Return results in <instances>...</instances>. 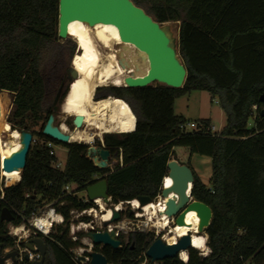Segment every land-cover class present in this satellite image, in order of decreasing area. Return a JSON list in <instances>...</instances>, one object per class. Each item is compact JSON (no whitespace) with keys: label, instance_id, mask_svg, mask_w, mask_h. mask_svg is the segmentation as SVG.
Here are the masks:
<instances>
[{"label":"trees","instance_id":"obj_1","mask_svg":"<svg viewBox=\"0 0 264 264\" xmlns=\"http://www.w3.org/2000/svg\"><path fill=\"white\" fill-rule=\"evenodd\" d=\"M132 1L160 24L179 22L178 52L187 75L182 88L159 84L96 90L95 100L121 98L136 117L135 131L104 136L112 158H123V166L111 170L94 165L87 157L88 145L61 143L44 135L43 126L31 130L26 125L28 118L37 121L43 115L45 124L75 53L74 43H61L58 37L59 0H0V91L13 95L11 118L6 122L11 130L33 134L21 179L6 182L1 207L10 209L14 225L47 206L54 207L64 224L48 237L39 236L47 245L44 264H76L69 250L80 242L70 236L71 211L95 206L77 193L106 179L113 205L140 196L155 200L175 148L184 147L190 156H207L212 162L209 185L186 163L194 174L192 196L207 203L213 214L206 228L212 251L202 257L190 248L188 264H264V103L260 100L264 94V0ZM64 51L69 53L68 62ZM49 52L53 56L46 62ZM197 90L208 92L221 106L225 124L220 132L211 130L209 119L200 120L192 131L182 128L187 121L175 114V101ZM48 142L67 148L63 169L54 167L57 158L50 154ZM68 184L76 185L73 195L63 191ZM89 219L80 216L75 221ZM8 225L0 220V253L15 244L6 234ZM126 236L127 247H106L104 255L115 264H141L154 234L129 233L120 238ZM150 263L148 258L146 264ZM160 264L183 262L177 256Z\"/></svg>","mask_w":264,"mask_h":264},{"label":"water","instance_id":"obj_2","mask_svg":"<svg viewBox=\"0 0 264 264\" xmlns=\"http://www.w3.org/2000/svg\"><path fill=\"white\" fill-rule=\"evenodd\" d=\"M72 21H80L86 25L109 24L118 29V34L123 44L122 48L126 52H117V61L124 70V87L141 88L152 86L154 83L171 88H182L186 79L187 70L178 52L179 34L176 37L170 22L160 24L155 21L142 7L137 6L132 0H59L58 37L67 39L69 35V24ZM131 49H133L131 51ZM130 55V56H129ZM74 58V57H73ZM73 58L71 63H73ZM71 78L69 84L74 82L79 76L78 71L70 66ZM66 92L65 99L70 91ZM61 86L53 100V112L48 116L43 125L44 135L61 143H71L70 134L61 130L56 124V112L60 110L59 99L62 92ZM260 100L264 103V94ZM264 114V108L262 110ZM83 116L76 115L73 118L75 128L83 125ZM136 128V126H135ZM20 148L10 156L1 159L0 167L4 172L22 171L26 166L27 156L33 142L31 131L21 130ZM118 133V132H117ZM94 162L99 168H107L113 158L109 150L102 145L90 146L88 148ZM168 176L172 180L171 187L161 188L160 197L166 198V208L163 213L168 216L171 225L192 227L187 224L186 216L189 212H195L198 217V224L194 233L207 235L206 228L212 219L211 207L192 196L194 174L192 169L184 163L171 159L167 163ZM87 197L90 201L101 199L105 203L111 202L107 193V180L100 179L91 184L86 189ZM172 195V196H171ZM171 197V198H170ZM140 207L154 202L150 197L140 196L136 198ZM116 206V205H114ZM140 208V209H141ZM120 210L112 209V218L109 222H116L120 218ZM14 215L7 207H1L0 220L12 222ZM193 232H189L177 238L175 245H169L164 238H156L147 248L146 257L152 262L163 261L168 258H175L181 250L187 252L191 246ZM87 236L95 244H105L113 248H118L121 241L116 237L115 230L87 232ZM208 237V235H207ZM36 249L41 253V259L32 264H44L47 254V245L40 237L33 238L27 243V248L31 251ZM80 259L82 256L73 252ZM17 252L13 251L4 256L0 255V264H6L7 259L15 261ZM90 264H109L104 255L98 252L91 254Z\"/></svg>","mask_w":264,"mask_h":264},{"label":"bare ground","instance_id":"obj_3","mask_svg":"<svg viewBox=\"0 0 264 264\" xmlns=\"http://www.w3.org/2000/svg\"><path fill=\"white\" fill-rule=\"evenodd\" d=\"M75 24H83L87 31H88V39L91 41V45L89 46L86 54V48L81 47L79 44V37L78 36H73L71 34L72 26ZM113 26L109 24H96L95 26H90L86 25L80 21H72L69 24V35L76 41L78 45L79 51L75 54L73 58V67L78 71L79 76L72 82L70 85L75 83L77 80H84L85 84L87 85V95L82 96V98L78 101H76V104L74 107L78 105V110L68 114L70 116H76L80 115L79 112L83 111L86 113V115H83V125H87V127H90V129H94L96 132H89V131H83V130H75L70 132L68 128L63 125L64 127L67 128V131H64L63 128L61 127V130L67 134H70V137L75 135V136H92L93 139L96 136L101 137L104 133H125V132H120L119 128L122 127L127 121L129 120V115L128 112H125L124 107L125 105L127 108L130 110L131 115L135 117L134 113L132 112L130 106L128 103L121 99V98H116L113 96L95 100L94 95L96 90L99 87L105 86L109 83L113 84L114 86H117L113 83L114 80L119 79L122 81V83L118 86H124V78L126 76V73L124 70L119 66L118 61L116 59V55L113 52L108 53L107 59L104 60V56L100 51L99 46H102L105 49H112L113 43L114 44H120L121 40L117 41L114 37L111 36V33H103V39L97 34V26ZM79 31V29H77ZM105 40H107V44H105ZM111 51V50H110ZM96 55L97 59L95 63L93 64L90 57L92 55ZM80 57V63L85 66V70L81 72L76 66H75V61L76 58ZM89 69L92 72V76H88V71ZM110 71L112 73L111 76H103L102 73H106ZM100 79H106V84L105 85H100L99 80ZM93 85H96L95 88H93ZM72 89L70 86V91L69 94L67 95L65 99L64 106H66V101L67 98L71 95ZM63 106V107H64ZM64 112V111H63ZM65 113V112H64ZM82 116V115H81ZM8 124V123H7ZM135 126H136V117H135ZM106 129H114L113 131H106ZM86 130V129H85ZM129 133V132H127ZM7 134L9 136V141H5L3 135ZM71 141H81L85 142L84 140H72ZM20 144V133L18 130H11L9 124H3L0 122V154L2 158H5L7 156H10L13 152V149L16 148V145ZM1 158V159H2ZM14 172H21V171H12V172H4L2 170V176L5 178V181L7 180L4 174L6 175H11ZM168 179H171L170 177H166ZM165 178V179H166ZM165 182V180H164ZM172 196V195H171ZM100 201V199H98ZM166 198L160 197L158 200L151 202L142 208L139 205V202L135 199V201L138 202V207H134L135 209L141 208V211L143 214L142 216L147 215L148 220L149 217H151L150 221H152L154 224L159 221L160 223H163L164 220H167L168 223L166 224L165 227L162 229L166 228L167 233L164 235V238L167 236L171 238L172 236H175L176 239L178 237H181L177 235L176 230L177 229H182L185 231V233L189 232H195L197 224H198V217L196 216L195 212H189L186 216V222L187 224L192 225V227H189L188 225L186 226H174L171 225V221L168 216L164 215L163 213H160V209L165 207V202ZM103 210L102 212H105L104 215L107 214L108 211H111V209H105L106 207H102ZM112 212V211H111ZM164 212V211H163ZM103 215V216H104ZM111 220V219H110ZM109 221V220H108ZM199 236L197 233H194L193 236ZM192 236V237H193ZM204 236V235H200ZM207 246V245H206ZM196 249V248H195Z\"/></svg>","mask_w":264,"mask_h":264},{"label":"rangeland","instance_id":"obj_4","mask_svg":"<svg viewBox=\"0 0 264 264\" xmlns=\"http://www.w3.org/2000/svg\"><path fill=\"white\" fill-rule=\"evenodd\" d=\"M170 24L172 26V29H173L176 37H178L179 22H170ZM60 42L61 43L69 42L68 44H70V43L75 44V46H76L75 53L73 54L72 58L79 51L76 41L71 36L67 39H60ZM122 46H123V44H121V43L120 44H114L113 43L112 49H110L111 51L109 49L103 48L102 46H99V48H100L101 53L104 56V60H106L107 55L110 52H113L116 55V58H117V52H120V53L122 52L125 57H128V56H126V52L122 48ZM132 50L133 49H131V51ZM52 54H53L52 52H49V54L46 55L48 58V59H46V62L50 60V58L53 56ZM63 59L67 62L69 61L68 51L63 52ZM71 65H72V63L70 60L68 67H67V70L70 69ZM69 85L70 84L67 85L68 89H69ZM157 85H159V84L158 83L153 84V86H157ZM102 87H118V86H114L113 84L109 83V84L102 86ZM95 94H96V92H95ZM94 98H95V95H94ZM64 103H65V98H63L61 100V102H59L60 110L58 112H56V124L57 125H59L60 127L62 125H65L70 132L75 131V130L96 132L94 129H90V127H87V125L81 126L80 128H75L74 124L72 123V120L74 117L63 112ZM12 109H13V95H12V93H10L8 91H0V122L1 121H3V122L7 121L8 122L10 120L11 114H12ZM174 112L176 115L185 117L187 123L195 122L196 124H198V122L202 119H209L211 121V126L215 127L216 132H220L223 125L225 124V115L223 113L221 106L218 103H216L215 99L212 100L210 94L206 91H198L197 90V91H193L189 94H186L182 97L177 98L175 101ZM44 118H45V115H43L42 118L38 119L37 121H34V119H32V118H28L26 120V125L31 130H40L42 128V126L44 125ZM3 122H1V123H3ZM7 122H6V124H7ZM252 125H253V120L251 119L249 122V126H252ZM193 129H195V128H190L188 126L186 128L187 131H192ZM105 134L106 133H104L101 137H99V136L94 137L91 145L88 144L87 142H81V141H72V142L86 144V145H88V148L90 146H98V145H101L102 143H104ZM3 137H4L5 141H9V139H10L7 134H4ZM97 141L99 142V144L97 143ZM55 148L57 150V153L60 156V159L63 162H66L67 155H68L67 148L64 145H57ZM175 149H176V152H174V158H172V159H176L179 161H185L187 158L186 148L177 147ZM193 156H194V158L202 157L201 155H198V154H194ZM1 158L2 157L0 154V163H1ZM180 163H182V162H180ZM207 165H208L207 166L208 171L210 172L209 163ZM0 169H1V167H0ZM20 175H21V172H20ZM0 176H2V175L0 174ZM4 176L7 179L6 182L7 181L13 182L14 180H16L14 175L9 176V175L4 174ZM4 182H5V180H4ZM77 195L80 198L88 199L86 191H79L77 193ZM93 202H94L95 206L97 207V213H96V220L97 221H100V218L105 213V212H102L103 208L101 207V205H103V207H106L105 209H113L114 208V205L111 204L110 202L105 203V202H103V200H100V202H101L100 204H97L96 201H93ZM119 205H122L121 209H120V213H122V214L120 215L119 220L116 222H113V224L121 225L123 222H127L131 218L135 219L136 214H143L141 209L140 210L134 209L129 202H121V203H119ZM92 218H94V217L92 216ZM75 220H76V218H75ZM136 221L142 222V221H149V220H148V216L144 215V216L139 217V219H137ZM150 224H154V223L152 222ZM76 232H79V231L76 230ZM166 233L167 232H165V234ZM160 236H161V238L163 237V235H160ZM81 240H84V238H81ZM207 242H208V240H207ZM207 247H209L208 243H207ZM198 254H200L199 250H198ZM144 263L145 262H142V264H144ZM159 263L160 262L157 261L156 263H151V264H159Z\"/></svg>","mask_w":264,"mask_h":264},{"label":"clouds","instance_id":"obj_5","mask_svg":"<svg viewBox=\"0 0 264 264\" xmlns=\"http://www.w3.org/2000/svg\"><path fill=\"white\" fill-rule=\"evenodd\" d=\"M77 29H79V31H77ZM103 33H111V36L114 37L117 41H119L120 37L118 34V29L114 26H97V34L103 39ZM71 34L73 36H78L79 37V44L81 47H85L86 48V54H87V50L89 48V46L91 45V41L88 39V31L86 29V27L83 24H75L72 26V30H71ZM105 44H107V40H105ZM80 57L76 58L75 61V66L81 71L83 72L85 70V66H83L80 63ZM92 63L94 64L97 57L96 55H92L90 57ZM103 76H111L112 73L110 71L106 72V73H102ZM88 76L91 77L92 76V72L89 69L88 71ZM113 83L117 86H119L122 81L119 79H116L113 81ZM99 84L100 85H105L106 84V79H100L99 80ZM96 85H93V88H95ZM71 95L67 98L66 101V106L63 107V111L65 113L71 114L75 111L78 110V105L76 107H74V105L76 104V101L80 100L82 98V96H86L87 95V85L85 84L84 80H77L75 83H73L71 85ZM125 112H128L129 115V120L127 121V123H125L122 127L119 128L120 132H133L135 131V117L131 115L130 110L127 108V106L125 105L124 107ZM80 115H86L85 112L80 111L79 112ZM63 128L64 131H67V128L64 127L63 125L61 126ZM114 129H106V131H113ZM72 140H84L85 142H87L88 144H92L93 141V137L92 136H71ZM20 148V145L17 144L16 148L13 149V151H16ZM12 175L15 176L16 180L19 181L21 179V175L19 172H14ZM172 180L166 178L165 182H164V187L168 188L171 187L172 185ZM171 198V197H170ZM97 204H100L101 202L99 200L96 201ZM134 207H138V202L133 200L130 202ZM122 205H116V209L117 211H119L121 209ZM101 207H103V205H101ZM161 212H163V208L160 209ZM112 217V212L108 211L106 215H104L102 217V219L104 221H108L110 220ZM151 219V217H149V220ZM64 221V217L58 213L55 212V209H49L47 211L46 214L38 216V217H34L30 223L32 224V226L34 228H36L37 230L41 231L44 235H48L49 232L51 231L52 227L54 224H61ZM168 223L167 220H164L163 223H160L159 221H157V223L154 225V227L157 228L158 232L160 229H162L163 227L166 226V224ZM147 227V224L145 225ZM80 227L83 228H87L88 225H80ZM119 227H125V225L121 224L119 225ZM111 230V227H110ZM177 235L179 236H183L185 235V231L182 229H177L176 230ZM10 234L13 236H17L20 239H27L29 234H30V230H27L26 227L24 225H20V226H16L10 229ZM75 238V237H74ZM166 242L169 245H175L177 243V239L175 236H172L171 238L169 237H165ZM207 240L208 237L207 235L204 236H193L192 237V241H191V246L193 248H196L199 250L200 255L202 256H207L211 253L212 249L210 247H207ZM84 243H88L87 240L84 241ZM89 250H91V246L89 247ZM84 249L80 248L78 249V253H83ZM32 257L30 256V259ZM179 259L183 262V264H188L189 260H190V255L186 250H181L179 252Z\"/></svg>","mask_w":264,"mask_h":264},{"label":"built area","instance_id":"obj_6","mask_svg":"<svg viewBox=\"0 0 264 264\" xmlns=\"http://www.w3.org/2000/svg\"><path fill=\"white\" fill-rule=\"evenodd\" d=\"M216 103H218L217 100H216ZM187 126L190 127V128H197V124L195 122L186 123L185 125L182 126V128L186 130ZM211 130L213 132H215V127L212 126L211 127ZM101 145L103 147H105L104 143H102ZM47 146L50 148V154L53 155V156H55L57 158V160H56V162L54 164V167L57 168V169H63L64 166H65V164H66V162H63L60 159V156L57 153V150L55 148L56 145H54L52 142H48L47 143ZM87 157L93 161L94 165H96V163L94 162V158H93V156L90 153H87ZM118 164L120 166H123V158H122V155L119 157V159H114L113 158L112 162L108 165L107 168H110L112 170L113 167L116 166V165H118ZM0 174L2 175V170L1 169H0ZM4 180H5V178L3 176H0V181L1 182L3 181V183H0V201L4 199V190H5L6 187H8L7 184H6V181L4 182ZM163 186H164V184L162 182V187ZM75 189H76V185L75 184H68V185L65 186V188H64L63 191H64L65 194H72L73 195ZM159 198H160V194L156 197V199L154 201L158 200ZM87 200H89V199H87ZM97 200L98 199H95L94 201H97ZM114 208L116 209V206H114ZM165 208H166V205L164 207V210H165ZM49 209H55V208L52 207V206H47V208L45 210L41 211L40 213H37V214L32 215L29 219H24L23 216L20 213H17L19 216H21L23 218V222L20 225H24L27 230H30V234H29V236H28L27 239H20L17 236L11 235L10 234V229L13 228V227H16V226H20V225H14L11 222L9 223V225L7 227L6 234L8 236H11V237L14 238L15 244L12 247L6 248L5 249V252L16 251L17 252V255H16V258H15V261H12L11 259H8L7 260V264H14V263H18V264H32L33 262L38 261V260L41 259V253L36 249V247H35V250L31 251V250H29L27 248V243L31 239L37 238L40 235L45 236V237H48L51 234V232L53 231V229L57 225L64 224V221L61 224H54L53 227H52V229H51V231L49 232L48 235H44L41 231H39L36 228H34L32 226V224L30 223V221L34 217H38V216H41V215L46 214ZM111 211H112V209H111ZM55 212L58 213L56 211V209H55ZM96 213H97V207L96 206H93V207H91L89 209L82 210L80 212H78V211H71L72 218H71V221H70L69 228H70V236H71V239L73 241L80 240L81 238L79 239L78 233L84 232L85 236L82 237V238H84V240H81L82 244L83 245H91L92 240L87 236V232H89V231H92V232H100V231H104V230H107V231L115 230V233H116V237L117 238L119 237L120 233H124V234L127 233L128 234V233L139 232L140 231V232H145V233H153L155 239L158 238V236H160L161 233L163 235L162 238H164L165 232H167V229L166 228L160 229L159 232H158L157 228L154 227L155 224H150V223H152V221H150V220L149 221L137 222L136 220L139 219V217L142 216L141 214H136V218L135 219L134 218H131L127 222H123L122 224L125 225V227H119L118 224L117 225L116 224H113V222H110V223L106 224V222H109L110 220L109 221H104L102 219L103 216L100 218V221H97L96 220ZM58 214H60V213H58ZM80 216H88L90 219L88 221H86V222L85 221H78V222H76L75 221V218H76V220H78V218ZM92 216L94 218H92ZM82 224L83 225H88V227L87 228L80 227V225H82ZM146 224H147V227L145 226ZM110 227H111V230H110ZM76 230L79 231V232H76ZM85 240H87L88 243H84ZM80 248H83L84 249V252H85L84 246H81ZM30 256L32 257L31 259H30ZM200 256H202V255H200ZM207 256H202V257H207Z\"/></svg>","mask_w":264,"mask_h":264},{"label":"flooded vegetation","instance_id":"obj_7","mask_svg":"<svg viewBox=\"0 0 264 264\" xmlns=\"http://www.w3.org/2000/svg\"><path fill=\"white\" fill-rule=\"evenodd\" d=\"M71 72L70 71H68L67 72V74H66V77H65V80H64V82L62 83V85L61 86H63L62 87V92H61V95H62V93H63V90H64V87L67 85V84H69V81H70V78H71ZM61 97V96H60ZM72 123H73V120H72ZM132 233H145V232H132ZM121 234H124V233H120V235ZM129 234V233H128ZM128 234H124V235H128ZM120 235H119V237H118V239L121 241V243H120V245H119V247L118 248H113V247H111V246H108V245H105V244H95V243H93V241L91 242V245H83L82 244V242H81V239L79 240V244L77 245V246H75V247H73V248H71L70 250H69V253H70V255H71V257H72V259L74 260V262L76 263V264H90V261H91V254L93 253V252H98V253H101L102 255H104V249L106 248V247H109V248H111L112 250H116V249H120V248H125V247H127L128 246V244H129V239L127 238V236H126V238H124V239H121L120 238ZM161 235H162V233H161ZM159 237H161V236H158V238ZM155 240V239H154ZM153 242V241H152ZM151 242V243H152ZM81 246H84V248H85V252L84 253H78V249L81 247ZM91 246V250H89V247ZM132 247H133V245H132ZM6 249V248H5ZM5 249H3V251H2V253H0V255H2V256H4V255H6V254H9V253H11V252H5ZM74 251H76V253L77 254H79L80 256H82L85 260H82V259H80L78 256H76L73 252ZM13 252V251H12ZM188 253H189V251H188ZM105 256V255H104ZM144 257L146 258L143 262H145L144 264H146L147 263V257H146V252L144 253ZM105 258L107 259V257L105 256ZM178 258H179V256H178ZM8 260V259H7ZM7 260H6V264H7ZM107 262L109 263V264H115V263H113V262H109L108 261V259H107ZM158 262H162V261H158ZM151 263H156V262H152L151 261ZM150 263V264H151ZM159 263V264H160ZM142 264V263H141Z\"/></svg>","mask_w":264,"mask_h":264},{"label":"crops","instance_id":"obj_8","mask_svg":"<svg viewBox=\"0 0 264 264\" xmlns=\"http://www.w3.org/2000/svg\"><path fill=\"white\" fill-rule=\"evenodd\" d=\"M176 152V149L174 150ZM186 155L187 158L185 161H179L178 162H184V164L190 162L191 167L195 171V173L201 178L202 182L206 185H209L210 178L212 176V162L211 158L207 156L197 157L194 158V156H190L188 149L186 148ZM209 163L210 166V172L208 171L207 164ZM206 164V165H205Z\"/></svg>","mask_w":264,"mask_h":264}]
</instances>
